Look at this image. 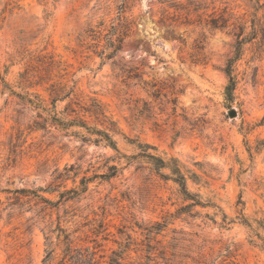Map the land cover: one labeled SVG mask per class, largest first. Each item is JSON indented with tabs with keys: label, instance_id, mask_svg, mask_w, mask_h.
<instances>
[{
	"label": "rangeland",
	"instance_id": "obj_1",
	"mask_svg": "<svg viewBox=\"0 0 264 264\" xmlns=\"http://www.w3.org/2000/svg\"><path fill=\"white\" fill-rule=\"evenodd\" d=\"M202 1L207 12L227 6L247 20L254 3ZM163 9L175 13L156 0H0V264H56L65 234L106 248L130 236L138 248L163 250L168 264H264V53L258 57L253 42L243 45L227 103L223 68L234 50L232 32L187 24L181 11L166 22L185 44L169 40L159 23ZM120 16L131 31L107 59L106 34ZM200 33L206 63L189 56ZM113 60L137 67L142 79L125 78ZM73 81L57 112L96 98L114 122L119 153L83 142L77 127L31 130L37 110L24 98L38 94L51 106L52 89L66 91ZM153 82L165 87L156 97ZM167 85L180 91L175 106ZM148 154L176 158L189 193L207 205L184 209L192 201ZM110 165L119 167L116 175L99 177Z\"/></svg>",
	"mask_w": 264,
	"mask_h": 264
},
{
	"label": "trees",
	"instance_id": "obj_2",
	"mask_svg": "<svg viewBox=\"0 0 264 264\" xmlns=\"http://www.w3.org/2000/svg\"><path fill=\"white\" fill-rule=\"evenodd\" d=\"M160 4L166 5V7L174 8V12L171 16L170 13L163 9L164 16L159 20V23L165 26V38L169 40H176L182 44H185L181 34L175 32V24L172 22H166L168 19L179 18L181 11H185V17L187 18V24H193L197 22L198 25H202L211 30H230L235 37L233 53L224 64L223 71L227 77V83L224 87V99L227 103L233 100V91L235 89V77L233 75V67L237 60L240 59L243 51V45L246 42H253L256 46V53L258 57L264 53V16L259 15V10H264V0H250L252 4V12L250 18L247 20L243 16L235 15L227 6L216 8L214 5L211 6V10L207 12L209 5L204 4L202 0H156ZM212 3V2H211ZM121 8H123L121 6ZM177 13V14H176ZM191 15H195L197 19L191 20ZM202 16H205L202 19ZM123 18V20H121ZM116 24L113 23L110 26L108 33L106 34L107 44L106 47L111 49L110 52L105 54V58H113L116 53L121 49V44L126 36L131 31L132 22L124 19L120 16ZM190 21V22H189ZM249 23V24H248ZM249 28V31H246ZM205 34L200 35L195 39L193 51L190 52L189 56L191 61L194 63H206L205 54ZM104 48V50L106 49ZM102 54V52H100ZM113 65L117 66L122 75H125L127 79L141 80L142 75L137 70L138 68L132 65L117 64L113 60ZM0 80L4 82L3 77L0 75ZM145 84H148L144 81ZM158 83L153 82L150 84L152 89V96L156 97L165 88L164 86L157 85ZM76 81H73V85L70 86L66 91L64 90L65 85L52 89L54 95L51 98L49 106L44 99L38 94H35V99L24 98L26 103H29L34 109L37 110L35 120H33L30 126L31 130H43L49 131L51 128L67 131L70 127H77L85 131L83 134L79 131H73V133L79 137L83 142H94L95 144L103 143L105 146H110L119 153L116 142L113 139L111 132H114V122L108 119L105 114L104 108L96 98H89L88 105H79L80 102H76L79 106V110L72 107L69 102L65 110L70 113H65L60 116L56 110V102L70 98L74 92ZM170 88L169 94L171 98L169 101L175 106L177 103V94L180 92L176 90L173 85H167ZM79 111L87 112L101 124L108 123V127L97 128V126H91L87 123L83 116L79 114ZM71 113L74 114L72 118H67ZM111 131V132H110ZM148 156L154 161L153 164L155 169L158 171L161 169H169L170 174L165 175V179H171L179 187V192L183 195V200H191L183 206L184 209L191 208L195 205L205 206L207 204L201 202L198 198H194L187 189V176L182 172V168L176 158H170L164 160L162 157L148 154ZM119 167L117 165L108 166V172L105 174L98 175L101 178L109 179L116 175ZM164 175V174H163ZM196 174H192V181L195 182ZM85 187L81 189L84 191ZM197 196V195H196ZM195 196V197H196ZM198 197V196H197ZM157 230H160V228ZM103 240H108V234L102 237ZM93 246L75 244L73 240L69 238L68 234L64 235L62 240L63 248L61 250V257L56 264H168V259L165 258L164 251L160 250L156 254L157 248L147 243L145 248H138V243L135 242L130 236L126 237L124 244L113 240L118 244L117 248L108 247L104 244L93 239ZM263 249H264V236L262 237ZM134 245V247H131ZM136 245V246H135ZM144 253H143V252ZM131 252L135 253V256H131ZM50 256V253L48 254ZM47 255V257H48ZM164 255V256H163ZM161 258L162 261L157 259ZM48 261V258L43 260V263Z\"/></svg>",
	"mask_w": 264,
	"mask_h": 264
},
{
	"label": "water",
	"instance_id": "obj_3",
	"mask_svg": "<svg viewBox=\"0 0 264 264\" xmlns=\"http://www.w3.org/2000/svg\"><path fill=\"white\" fill-rule=\"evenodd\" d=\"M232 115H234V111L232 112Z\"/></svg>",
	"mask_w": 264,
	"mask_h": 264
}]
</instances>
